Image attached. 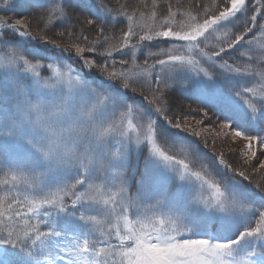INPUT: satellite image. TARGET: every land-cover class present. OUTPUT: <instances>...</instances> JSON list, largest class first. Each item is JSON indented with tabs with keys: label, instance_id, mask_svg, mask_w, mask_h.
<instances>
[{
	"label": "snow or ice",
	"instance_id": "obj_1",
	"mask_svg": "<svg viewBox=\"0 0 264 264\" xmlns=\"http://www.w3.org/2000/svg\"><path fill=\"white\" fill-rule=\"evenodd\" d=\"M117 3L0 0V264H264V0Z\"/></svg>",
	"mask_w": 264,
	"mask_h": 264
},
{
	"label": "trees",
	"instance_id": "obj_2",
	"mask_svg": "<svg viewBox=\"0 0 264 264\" xmlns=\"http://www.w3.org/2000/svg\"><path fill=\"white\" fill-rule=\"evenodd\" d=\"M105 2L112 8H117L119 6V4L117 3V0H105ZM127 2V4L132 7L135 6L137 4V0H119V3H125ZM149 4L151 3V0H148ZM173 3H175V0H172ZM182 2L184 4H187L188 0H182ZM161 3V7L162 8H166V5L164 4V0H160ZM111 30V28H110ZM116 32H119V26L116 27L115 29ZM92 38H95V34H92ZM86 56H93L94 54L92 53H85ZM114 58L118 61L121 56L119 53L114 55ZM141 58V57H140ZM119 67V65H118ZM96 73H99L98 70H94ZM183 109V114H188V119L191 120H202L203 123L200 124L201 127H203V131L208 132L212 131L214 134H216V131H221L222 129L218 128V117L214 116L212 114V112L208 113L207 117L202 116L200 113L202 111H205V109H200L199 111H196L195 109H197V104L194 102L193 99L191 98H185L183 96H178L175 102V106H174V111L178 114L181 115V118H183V114H181L180 110ZM171 114V113H170ZM214 124H217L216 127H213ZM202 131V130H201ZM207 136V134L205 133L204 135V139L203 141L207 140V144L210 143V146H207V149L210 150V152L212 151H219L217 149H219V147H213V141H211V139L209 137L205 138ZM202 141V140H201ZM221 146H224L225 143L222 141H219ZM224 143V144H223ZM216 145V144H215ZM210 148V149H209ZM222 148V147H221ZM216 149V150H215ZM221 153L224 154V156L226 157V159L229 162H240L239 157L235 154L234 156L232 154H225L224 152H219L218 155H220ZM234 154V153H233ZM239 156L240 152L237 153ZM240 163H243V161H241ZM260 175H264V173H261ZM260 175H255L254 174V178L255 179H260Z\"/></svg>",
	"mask_w": 264,
	"mask_h": 264
},
{
	"label": "rangeland",
	"instance_id": "obj_3",
	"mask_svg": "<svg viewBox=\"0 0 264 264\" xmlns=\"http://www.w3.org/2000/svg\"><path fill=\"white\" fill-rule=\"evenodd\" d=\"M0 14H3V13H0ZM138 60H139L140 63H143V54H139L138 55ZM117 67H118V65H117ZM96 74H97L99 79H103V77L99 76V73H96ZM137 98L139 99L140 97H137ZM197 121H199V120H191V119H186L185 120L184 118H181V122L187 124L189 126V128H190V131L187 132V133H184V135H187L189 137V139H197L193 133L194 132H201V136H200V138L198 139L197 142L200 143L201 147L203 148V143H204L203 139H204V135L206 133L207 136L205 138L209 137L211 139V141H213V143L216 144V147H219V149H217L219 151H212V152H210V150H208L207 148H203V151L209 157H212L214 154L218 155L219 152H224L225 154H232L233 156L236 154L239 157L240 162L244 160V158L242 156H239L237 153L238 152L241 153L245 149V145L247 144V141L242 140V139L237 138V137H233L231 135H229L227 137H225V136H217L212 131H209V130H207L208 132L203 131L204 128L201 127L200 124H197ZM221 131L222 132H228V129H222ZM222 140L225 143L224 146H221L220 143H219V141H222ZM208 146H210V143H208ZM261 158L264 159V157H261Z\"/></svg>",
	"mask_w": 264,
	"mask_h": 264
}]
</instances>
